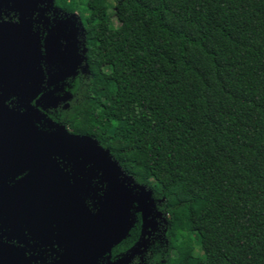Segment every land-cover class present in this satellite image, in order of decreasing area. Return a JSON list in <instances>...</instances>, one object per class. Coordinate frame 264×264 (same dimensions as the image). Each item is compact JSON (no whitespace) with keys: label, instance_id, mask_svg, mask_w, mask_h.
<instances>
[{"label":"trees","instance_id":"1","mask_svg":"<svg viewBox=\"0 0 264 264\" xmlns=\"http://www.w3.org/2000/svg\"><path fill=\"white\" fill-rule=\"evenodd\" d=\"M54 2L92 19L61 120L152 191L153 264H264V0Z\"/></svg>","mask_w":264,"mask_h":264},{"label":"flooded vegetation","instance_id":"2","mask_svg":"<svg viewBox=\"0 0 264 264\" xmlns=\"http://www.w3.org/2000/svg\"><path fill=\"white\" fill-rule=\"evenodd\" d=\"M37 7L47 8L45 14L49 23H40L45 33L56 16L74 18L75 25L84 17L82 11L61 10L55 2L51 6L46 1L39 2ZM75 12L81 17L73 15ZM10 18L17 20L14 12L0 7V21ZM85 26L82 27V36L51 37L49 48L58 64L48 65L44 60L43 70L39 73L36 66L25 68L22 73L8 74L6 79L0 81V97L4 102L15 112L31 113L34 123L41 130L66 127L71 133L83 134L70 129L61 120V115L71 108L74 99L78 100L73 87L79 78L86 76ZM47 37L41 36L43 43ZM80 47L84 50L83 64L78 59ZM37 86L40 92L35 95ZM2 126L3 121L0 122V264H86L84 236L76 232L74 214H66L61 203H55V197L51 195L55 193L64 199L57 190L58 184L53 186L60 182L56 167L42 161L43 156L30 151L31 148L27 151V147L21 144L22 139L4 132ZM54 158L92 212H96L105 189L101 171L90 162L64 154H55ZM156 212L150 217L161 222L162 212L158 211L159 215ZM135 223H138V227ZM143 223L140 212L119 243L102 255L96 253L95 264H153L156 253L165 244L164 232L159 226L146 231ZM133 226L136 230L134 233L131 231ZM145 231L149 240L142 243L139 240ZM137 245L139 249L133 253Z\"/></svg>","mask_w":264,"mask_h":264},{"label":"water","instance_id":"3","mask_svg":"<svg viewBox=\"0 0 264 264\" xmlns=\"http://www.w3.org/2000/svg\"><path fill=\"white\" fill-rule=\"evenodd\" d=\"M45 1L48 6L54 4V0H0V7H5L17 16V20L10 18L0 21V81L6 79L8 74L22 73L25 68L36 66L39 73L49 55L56 59L49 48L52 39L47 35L48 31L45 33L40 27V23H49L45 14L47 8L37 7L39 2ZM41 36H48L45 43ZM39 92L40 87L37 86L35 95ZM52 100L56 102V99ZM0 118L4 132L12 137H20L27 151L31 148L30 151L43 156L42 161L56 167L60 182L53 186L58 184L57 190L64 199L55 193L51 195L55 197V203H61L66 214H74L76 232L84 236V251L88 260L86 264H95L96 253L102 255L110 251L127 235L134 224V210L142 212L144 229L153 226L154 219L150 217L155 212L152 191L146 185L135 183L110 156L109 151L102 148L94 138L71 133L66 127L52 131L41 130L34 123L31 113L13 111L1 97ZM55 154L90 162L101 171L105 189L96 212H92L71 183L54 158Z\"/></svg>","mask_w":264,"mask_h":264},{"label":"rangeland","instance_id":"4","mask_svg":"<svg viewBox=\"0 0 264 264\" xmlns=\"http://www.w3.org/2000/svg\"><path fill=\"white\" fill-rule=\"evenodd\" d=\"M77 11H80V10H77ZM73 14H75L78 17L80 16L79 14L77 15L76 12ZM83 16H84L83 18H80L78 20V24H76L77 26L74 23V20H73L74 18H60L57 16L54 17L53 18L54 23L48 28L47 35L49 34L50 38L52 36H61V35H64V36H82V27L84 26V24L87 25L92 21V19L89 18V15L84 14ZM113 20H114V23H116V19L114 17H113ZM56 41L57 40H55V42ZM83 51H84L83 47L82 48L80 47V51L78 52V59H79V62L82 64L84 62ZM47 52H48V50H47ZM46 64L56 65L58 63L54 60V58L52 56L49 55L48 61L46 59ZM147 229L152 231V230H154V226L147 227ZM147 229H146V231H147ZM141 242L143 243L144 241H141ZM138 249H139V245L134 247L133 253H135V251H137Z\"/></svg>","mask_w":264,"mask_h":264}]
</instances>
